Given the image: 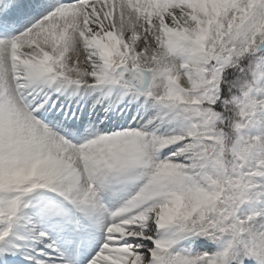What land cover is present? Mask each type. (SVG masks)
<instances>
[{
	"label": "snow or ice",
	"instance_id": "6c2138e0",
	"mask_svg": "<svg viewBox=\"0 0 264 264\" xmlns=\"http://www.w3.org/2000/svg\"><path fill=\"white\" fill-rule=\"evenodd\" d=\"M0 264H264V0H0Z\"/></svg>",
	"mask_w": 264,
	"mask_h": 264
}]
</instances>
